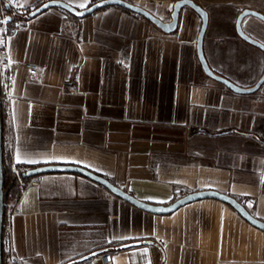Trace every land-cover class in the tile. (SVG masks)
I'll list each match as a JSON object with an SVG mask.
<instances>
[{
	"label": "crops",
	"instance_id": "0c3cea01",
	"mask_svg": "<svg viewBox=\"0 0 264 264\" xmlns=\"http://www.w3.org/2000/svg\"><path fill=\"white\" fill-rule=\"evenodd\" d=\"M61 1L79 10L90 2ZM43 2L8 1L17 12ZM206 12L209 69L252 87L263 52L236 35L232 8ZM200 26L189 8L172 33L119 7L75 19L49 9L15 22L5 44L17 69L3 130L13 164L80 167L155 206L215 191L264 222V83L240 95L207 77ZM242 30L264 45V23L246 17ZM25 63L37 66L36 77ZM18 154L40 162L17 163ZM18 204L17 264H97L103 254L111 264H264V231L214 199L157 215L80 175L51 173Z\"/></svg>",
	"mask_w": 264,
	"mask_h": 264
},
{
	"label": "water",
	"instance_id": "95a60500",
	"mask_svg": "<svg viewBox=\"0 0 264 264\" xmlns=\"http://www.w3.org/2000/svg\"><path fill=\"white\" fill-rule=\"evenodd\" d=\"M44 5H48L45 7ZM5 7L8 8L9 5L5 4ZM107 7H119L121 9H124L126 11H129L133 14L139 15L142 18L149 21L151 24H153L156 28L161 30L164 33H172L176 30L177 27V21L180 11L183 8H189L192 11H194L201 19V26L197 37L196 42V51H197V58L199 61V64L201 66V69L203 73L209 77L210 79L222 84L230 91L240 94V95H251L256 93L259 88L264 83V71L261 75V77L257 80V82L249 88H242L239 87L226 78H224L221 75L215 74L212 72L204 58L203 51H202V43L204 34L207 27V21L208 16L205 9H203L199 4L194 2L193 0H178L173 4V8L170 14V21L169 22H163L159 18L155 17L153 14L148 12L147 10L143 9L142 7H139L137 5H134L132 3H129L124 0H100L96 3L90 5L89 7L79 10L70 4H67L61 0H49L44 3H42L40 6L34 8L27 14V19L33 18L42 12L49 10V9H61L64 12L70 14L71 16L75 18H83L88 15H91L92 13L103 9ZM35 13V15H33ZM80 13H83L82 15ZM246 17H253L257 20L264 23V14L251 9H243L241 12L238 13L235 19V33L236 35L245 43L259 49L264 54V45L260 43L259 41L251 38L248 36L243 30H242V21ZM9 20V18H8ZM51 173H72L77 174L82 177H85L87 179H90L97 184L103 186L106 188L109 192L114 194L115 196L125 200L126 202L130 203L131 205L144 210L146 212L157 214V215H163V214H169L177 210L178 208L187 205L189 203L203 200V199H214L220 202H223L230 206L232 209H234L242 218H244L249 224L256 227L257 229L264 231V222L257 220L253 218L243 207L241 203H239L235 198L221 194L215 191H199V192H192L184 197L176 200L172 204L168 206H155L152 204H148L142 201L137 200L134 198L131 194H128L124 192L123 190L117 188L114 186L111 182H109L107 179L98 176L88 170H85L80 167L76 166H43V167H37L32 169H26L22 174V179H28L34 176H40L44 174H51ZM2 128H1V119H0V264H1V258H2V251H1V238H2V221H3V191H2Z\"/></svg>",
	"mask_w": 264,
	"mask_h": 264
},
{
	"label": "built area",
	"instance_id": "2783aa9c",
	"mask_svg": "<svg viewBox=\"0 0 264 264\" xmlns=\"http://www.w3.org/2000/svg\"><path fill=\"white\" fill-rule=\"evenodd\" d=\"M8 1L10 0H0V21H7L6 23H0V92H1L0 100L5 108V111H6L7 103L12 95V80L14 78V74L17 69L16 64H9L6 61L5 44L7 37L10 33L9 20L5 13V4L9 5ZM22 67L27 71L28 76L30 78H34L37 76L38 68L36 65L25 63L22 64ZM11 167L19 184L20 195L27 188L36 187L39 185L41 181V175L28 178V181L26 183H22L21 175H19V173L16 171L13 162L11 163ZM18 200L19 199H12L6 205H3L4 216L2 221V238H1V251H2L3 264H17V260L15 258L14 248H13L12 219L14 216L20 214ZM111 259H112L111 254H103L100 258V261L97 264H111Z\"/></svg>",
	"mask_w": 264,
	"mask_h": 264
},
{
	"label": "trees",
	"instance_id": "16d2710c",
	"mask_svg": "<svg viewBox=\"0 0 264 264\" xmlns=\"http://www.w3.org/2000/svg\"><path fill=\"white\" fill-rule=\"evenodd\" d=\"M42 3H39L41 5ZM37 6V7H38ZM61 10V9H59ZM63 11V10H62ZM64 12V11H63ZM5 13L7 17L9 18V29H12V25L15 22H24L27 19V14H19L17 13L11 6L8 8L5 7ZM67 16L74 18L70 14L64 12ZM0 97H1V92H0ZM0 119H1V128H2V191H3V205H6L10 200L12 199H19L20 197V191H19V184L17 181V178L12 170L11 167V158L9 155V151L7 146L4 144L3 140V130H4V123H5V109L4 106L2 105V102L0 100ZM16 171L21 175L26 169L14 165ZM22 183H26L28 179H21ZM3 216H4V206H3ZM1 264H3V260L1 258Z\"/></svg>",
	"mask_w": 264,
	"mask_h": 264
},
{
	"label": "rangeland",
	"instance_id": "374dc122",
	"mask_svg": "<svg viewBox=\"0 0 264 264\" xmlns=\"http://www.w3.org/2000/svg\"><path fill=\"white\" fill-rule=\"evenodd\" d=\"M100 0H90L89 6ZM145 10L153 13H160L162 17H170L173 4L178 0H124ZM199 4L203 9H210L213 7L232 8L238 15L243 9L256 10L264 14V0H193ZM44 3V2H43ZM40 6V5H39ZM31 11V10H30ZM30 11L17 12L19 14H28ZM148 11V12H149Z\"/></svg>",
	"mask_w": 264,
	"mask_h": 264
},
{
	"label": "snow or ice",
	"instance_id": "6c2138e0",
	"mask_svg": "<svg viewBox=\"0 0 264 264\" xmlns=\"http://www.w3.org/2000/svg\"><path fill=\"white\" fill-rule=\"evenodd\" d=\"M10 2H14V0H10ZM44 6L47 7L48 5H44ZM79 7L85 8L86 5L84 3H81L79 4ZM80 14L82 15L83 13H80ZM33 15H35V13H33ZM6 22L7 21H0V23H6ZM38 162L40 161L35 160V159H21V155L20 154L17 155V163H38ZM113 239H127V237H119V238L114 237ZM109 243H111V241H109Z\"/></svg>",
	"mask_w": 264,
	"mask_h": 264
}]
</instances>
